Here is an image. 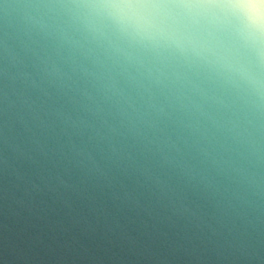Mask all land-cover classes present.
<instances>
[{
    "label": "water",
    "instance_id": "obj_1",
    "mask_svg": "<svg viewBox=\"0 0 264 264\" xmlns=\"http://www.w3.org/2000/svg\"><path fill=\"white\" fill-rule=\"evenodd\" d=\"M89 3L0 0V264H264V64Z\"/></svg>",
    "mask_w": 264,
    "mask_h": 264
},
{
    "label": "clouds",
    "instance_id": "obj_2",
    "mask_svg": "<svg viewBox=\"0 0 264 264\" xmlns=\"http://www.w3.org/2000/svg\"><path fill=\"white\" fill-rule=\"evenodd\" d=\"M87 7L134 40L190 50L260 83L251 66L264 64V0H91Z\"/></svg>",
    "mask_w": 264,
    "mask_h": 264
}]
</instances>
